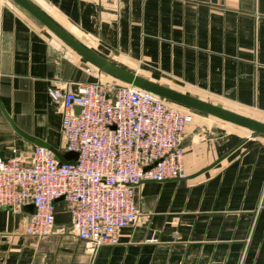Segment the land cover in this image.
<instances>
[{
    "label": "crops",
    "instance_id": "0c3cea01",
    "mask_svg": "<svg viewBox=\"0 0 264 264\" xmlns=\"http://www.w3.org/2000/svg\"><path fill=\"white\" fill-rule=\"evenodd\" d=\"M29 1L111 64L264 122V0ZM108 78L0 0V157H31L39 145L20 132L63 152L48 89ZM228 123L193 117L186 176L136 185L140 214L116 243L88 248L63 198L44 237L25 231L30 202L0 205V264H264V134Z\"/></svg>",
    "mask_w": 264,
    "mask_h": 264
},
{
    "label": "built area",
    "instance_id": "2783aa9c",
    "mask_svg": "<svg viewBox=\"0 0 264 264\" xmlns=\"http://www.w3.org/2000/svg\"><path fill=\"white\" fill-rule=\"evenodd\" d=\"M48 95L59 104L64 151L77 157L62 163L42 146L27 159L0 157V205L18 212L30 202L25 231L44 237L54 229L55 202L63 198L88 248L116 243L121 228L140 214L136 185L186 176L182 139L193 113L121 82L51 87Z\"/></svg>",
    "mask_w": 264,
    "mask_h": 264
},
{
    "label": "water",
    "instance_id": "95a60500",
    "mask_svg": "<svg viewBox=\"0 0 264 264\" xmlns=\"http://www.w3.org/2000/svg\"><path fill=\"white\" fill-rule=\"evenodd\" d=\"M13 1L31 16H33L37 21H39L46 29H48L54 36L61 40L72 51L82 57L89 64L97 68L99 71L112 77L113 79L118 80L121 83L129 84L136 88L145 90L164 99L184 104L191 108L246 127L254 132L264 134V122L224 108L209 101L200 100L164 85L146 80L134 73L125 71L102 59L101 57L90 51L88 48L83 46L29 0ZM76 109L79 110V107H76ZM20 133L30 140L34 141L35 144L50 150L54 154L55 158L62 163H74V159L77 157V152L75 151L62 152L50 146L47 142L31 138L23 134L22 132Z\"/></svg>",
    "mask_w": 264,
    "mask_h": 264
},
{
    "label": "rangeland",
    "instance_id": "374dc122",
    "mask_svg": "<svg viewBox=\"0 0 264 264\" xmlns=\"http://www.w3.org/2000/svg\"><path fill=\"white\" fill-rule=\"evenodd\" d=\"M105 75V74H104ZM109 80V82H106V83H116V84H119L120 82L118 81V80H115V79H113V78H108ZM181 104V103H180ZM183 105V104H182ZM186 106V105H185ZM187 108H189L190 109V111L193 113V117L195 118L196 116H198V114L199 115H202V116H206L207 118H208V120H209V123L210 122H213V121H215V122H219V123H223V124H230V123H228V121H226V120H224V119H221V118H218V117H216V116H213V115H210V114H208V113H205V112H203V111H200V110H197V109H194V108H191V107H189V106H186ZM245 130H249V129H246L245 128Z\"/></svg>",
    "mask_w": 264,
    "mask_h": 264
},
{
    "label": "trees",
    "instance_id": "16d2710c",
    "mask_svg": "<svg viewBox=\"0 0 264 264\" xmlns=\"http://www.w3.org/2000/svg\"><path fill=\"white\" fill-rule=\"evenodd\" d=\"M184 105V104H183Z\"/></svg>",
    "mask_w": 264,
    "mask_h": 264
}]
</instances>
